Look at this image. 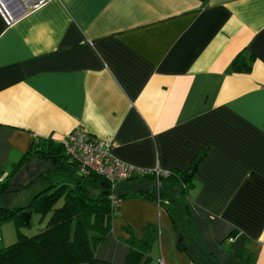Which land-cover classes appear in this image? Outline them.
<instances>
[{"label": "crops", "instance_id": "1", "mask_svg": "<svg viewBox=\"0 0 264 264\" xmlns=\"http://www.w3.org/2000/svg\"><path fill=\"white\" fill-rule=\"evenodd\" d=\"M237 54L249 71L232 69ZM75 128L139 168L187 171L203 151L197 240L219 264L245 249V264H264V0H49L10 25L0 16V168ZM149 223L154 260L193 264L143 195L118 202L95 256L125 264V227L141 237Z\"/></svg>", "mask_w": 264, "mask_h": 264}, {"label": "trees", "instance_id": "2", "mask_svg": "<svg viewBox=\"0 0 264 264\" xmlns=\"http://www.w3.org/2000/svg\"><path fill=\"white\" fill-rule=\"evenodd\" d=\"M232 69L249 71L242 54L235 56ZM203 154L200 152L187 171L170 170L167 175L158 177L153 173L133 174L117 181L113 188L104 176L96 172L78 171L73 184L53 182L24 206L9 208L0 204V221L14 218L17 225L29 223L20 216L24 211L41 216L50 214L38 233L25 235L19 232L14 243L0 248V264H113L96 257L94 249L107 240L118 202L139 195L158 200L171 220L178 249L186 252L193 264H219L197 240L190 202L192 179ZM32 155L49 156L53 161L68 158L62 142L52 138L34 142L20 162L10 169L9 176L0 180V194L21 161ZM71 164L78 167L73 160ZM58 169L62 168L59 166ZM3 172L5 170L0 168V175ZM112 193L116 203L110 198ZM59 201L61 204L57 205ZM125 230L129 234L124 239L129 248L125 264H161L151 255L158 239L156 224H147L141 237L136 236L130 227L126 226ZM236 259L245 264L253 261L254 254L245 249L238 253Z\"/></svg>", "mask_w": 264, "mask_h": 264}, {"label": "rangeland", "instance_id": "3", "mask_svg": "<svg viewBox=\"0 0 264 264\" xmlns=\"http://www.w3.org/2000/svg\"><path fill=\"white\" fill-rule=\"evenodd\" d=\"M68 159L71 161L70 158ZM64 163V158L53 161L49 156L26 157L8 179L5 190L0 194V204L9 208L24 206L36 193L46 189L53 182L73 184L75 177L71 172L72 165L68 164L65 170L58 169L59 166L65 167ZM9 174L10 170H6L0 175V180ZM60 204L61 201L57 205ZM49 215L41 216L39 213L32 212L29 223L22 225H17L14 218L1 220L0 248L14 243L19 232L25 235L38 233L44 227Z\"/></svg>", "mask_w": 264, "mask_h": 264}, {"label": "built area", "instance_id": "4", "mask_svg": "<svg viewBox=\"0 0 264 264\" xmlns=\"http://www.w3.org/2000/svg\"><path fill=\"white\" fill-rule=\"evenodd\" d=\"M49 0H0V16L7 25L41 7ZM64 152L78 164V170L96 172L104 176L113 188L117 181L126 179L133 174L153 173L156 177L167 175L170 170L155 168H139L115 157L111 152V142L95 139L83 129L70 131L62 142ZM111 200L116 203L114 194ZM158 202V200H157ZM160 263L163 262L160 260Z\"/></svg>", "mask_w": 264, "mask_h": 264}, {"label": "water", "instance_id": "5", "mask_svg": "<svg viewBox=\"0 0 264 264\" xmlns=\"http://www.w3.org/2000/svg\"><path fill=\"white\" fill-rule=\"evenodd\" d=\"M30 215H31V212L30 211H24L20 214V216L23 218V220L28 223L29 220H30Z\"/></svg>", "mask_w": 264, "mask_h": 264}]
</instances>
